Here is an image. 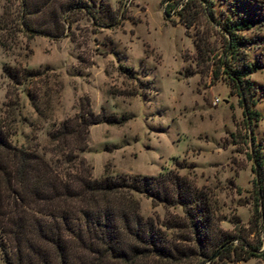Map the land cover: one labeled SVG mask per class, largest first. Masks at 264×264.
<instances>
[{
	"label": "rangeland",
	"instance_id": "374dc122",
	"mask_svg": "<svg viewBox=\"0 0 264 264\" xmlns=\"http://www.w3.org/2000/svg\"><path fill=\"white\" fill-rule=\"evenodd\" d=\"M208 1L213 18L198 0H96L94 22L86 13H73L71 24L51 38L23 31L18 0H0V39L9 46L0 44V118L13 144L44 152L48 131L88 96L94 111L103 106L124 117L89 125L80 154L93 177L104 170L175 169L207 191L216 225L234 238L233 245L248 243L259 251L264 222L254 208L257 176L264 199V0ZM183 18L191 20L188 27ZM220 25L238 27L229 53ZM224 59L242 73L244 102ZM8 65L38 73L14 82L4 71ZM135 77L148 82L138 87ZM254 154L261 159L259 175ZM134 197L143 217L181 214L179 206L154 205L142 193ZM203 264L264 261L230 257Z\"/></svg>",
	"mask_w": 264,
	"mask_h": 264
},
{
	"label": "trees",
	"instance_id": "16d2710c",
	"mask_svg": "<svg viewBox=\"0 0 264 264\" xmlns=\"http://www.w3.org/2000/svg\"><path fill=\"white\" fill-rule=\"evenodd\" d=\"M95 1L18 0V24L28 34L57 38L71 24L73 13H86L94 22ZM198 1L213 18L209 1ZM183 22L186 27L191 24L187 18ZM236 28L220 25L227 35V53L234 48ZM0 44L9 47L3 39ZM221 64L244 102L242 73L230 69L226 59ZM4 71L14 82L38 73L9 65ZM135 79L138 87L148 82ZM244 112L251 114L245 107ZM123 118L103 106L94 111L84 96L72 116L48 131L50 146L44 152L13 144L0 118V247L5 264H203L251 256L264 261V249L257 251L259 247L248 243L240 248L233 245L234 238L216 225L207 191L175 169L161 174L104 170L99 178L92 176L91 166L80 154L87 147L89 125ZM253 161L259 175V155L254 154ZM257 182L259 203L254 215L264 222L263 185L258 176ZM134 193L144 194L154 205L179 206L181 214L164 220L143 217Z\"/></svg>",
	"mask_w": 264,
	"mask_h": 264
},
{
	"label": "built area",
	"instance_id": "2783aa9c",
	"mask_svg": "<svg viewBox=\"0 0 264 264\" xmlns=\"http://www.w3.org/2000/svg\"><path fill=\"white\" fill-rule=\"evenodd\" d=\"M213 101L214 102H218L219 101V98L218 97H215Z\"/></svg>",
	"mask_w": 264,
	"mask_h": 264
}]
</instances>
